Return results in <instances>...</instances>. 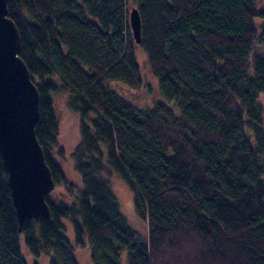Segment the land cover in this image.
<instances>
[{
  "label": "trees",
  "instance_id": "obj_1",
  "mask_svg": "<svg viewBox=\"0 0 264 264\" xmlns=\"http://www.w3.org/2000/svg\"><path fill=\"white\" fill-rule=\"evenodd\" d=\"M7 16L39 95L35 135L64 197L46 194L50 217L19 229L0 156V264H78L85 244L92 264H264V9L255 0H7ZM136 46L155 82L142 77ZM111 83L151 101L137 106ZM57 93L77 115L68 157L78 182L53 158H64ZM112 169L144 235L119 208L104 175Z\"/></svg>",
  "mask_w": 264,
  "mask_h": 264
},
{
  "label": "water",
  "instance_id": "obj_2",
  "mask_svg": "<svg viewBox=\"0 0 264 264\" xmlns=\"http://www.w3.org/2000/svg\"><path fill=\"white\" fill-rule=\"evenodd\" d=\"M128 21L139 43L140 17L135 7L129 10ZM19 51L20 37L7 16V0H0V156L20 229L25 218L50 217L45 196L55 183L34 130L38 91Z\"/></svg>",
  "mask_w": 264,
  "mask_h": 264
},
{
  "label": "rangeland",
  "instance_id": "obj_3",
  "mask_svg": "<svg viewBox=\"0 0 264 264\" xmlns=\"http://www.w3.org/2000/svg\"><path fill=\"white\" fill-rule=\"evenodd\" d=\"M255 2L259 9H264V0H255ZM256 24L258 26L264 25V22L258 19L256 20ZM134 54L139 64L142 77L149 83L155 82V76L150 70L148 63H146V53L143 48L141 46H136ZM110 86L118 93L124 95L131 103L137 106L142 107L144 106V104L150 103L151 101V97L145 94L144 90H130L118 83H111ZM66 97L67 95L65 93H57L53 95L54 109L56 111L59 122L58 144L64 152L63 159L58 158L56 155H54L53 158L59 162L68 180L72 182H78V177L73 171L71 161L68 157L69 152L77 143L79 138L77 115L75 113H72L67 108ZM104 175L109 179L112 191L119 203V208L121 212L126 216L129 224L137 229L140 236L144 235L146 229L145 222H143L137 216L134 210L131 190L115 170L112 169L110 173H104ZM62 191V188H55L50 192L51 197L54 199L56 197H64ZM69 228L70 227L68 226L67 234L69 238H71V231ZM23 252L27 259L30 260L31 257L27 254L25 249L23 250ZM75 257L78 264H92L89 257V248L86 244L75 249ZM40 264H45V261L42 259Z\"/></svg>",
  "mask_w": 264,
  "mask_h": 264
}]
</instances>
